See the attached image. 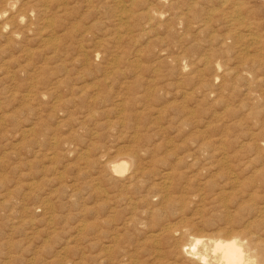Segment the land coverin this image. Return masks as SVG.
Segmentation results:
<instances>
[{
  "label": "rangeland",
  "instance_id": "374dc122",
  "mask_svg": "<svg viewBox=\"0 0 264 264\" xmlns=\"http://www.w3.org/2000/svg\"><path fill=\"white\" fill-rule=\"evenodd\" d=\"M6 1L8 0H1L0 5L3 6V9ZM254 4H260V7H264L263 0H254ZM254 4L251 3L250 7L254 8ZM18 5L19 3L17 4V8ZM84 11V9L83 12L79 10L77 14H82ZM220 12L219 10L216 14H220ZM217 21L218 20H215V24H213L212 28L208 31L210 33L207 32L206 34V36H209L217 32L215 34L216 37L213 35L212 37L210 36V41H206L207 39L204 40V42L206 41L204 43L206 45H204L203 40L200 39L199 41L201 42L194 44V48L190 47L192 50L194 49L190 61L195 62L197 59L196 57H200L201 54H203L204 57L212 56L213 62L219 61L215 63H219L220 68L218 74H221V77L223 75V77L215 78L209 63L205 64V66H202L203 62H201V64L198 63V66L193 63L194 68L192 69L191 65V67H188L184 72L175 71L174 65L170 63H168V66L164 64L162 65L163 68L158 67L159 73L157 72V77L161 79L154 82V87L157 86V91L155 90L153 92L155 94L152 97L147 96V100L150 101V103H144V106L149 104L150 107L148 106L146 109H144L145 107L142 104L134 106L131 104L133 99L135 97L137 98L138 93H141V88L146 84L145 81L154 79V75L156 74L152 72L156 68V64H152L154 63V59L151 60V57L153 58L154 56H151L152 53H149L150 51L145 48L144 43H142L141 47H144V50H148H146L147 56L143 54V57L139 60L138 66L134 69L133 66H129L127 56L131 59L136 49L141 48L138 43L133 42L128 44L121 42L118 43V45L111 42L109 44L106 43V46L103 45V47H100V50L98 49V44L91 41L92 38L101 37L102 35H111L113 37L114 30L111 32L107 31L108 34H102L101 31L96 30L93 26L91 28L92 30L89 29L90 32H87V29H85L86 33L84 34H87V38H84L83 43L77 45L74 41V44L72 43L71 46H69L68 37L62 47H57V45L52 44L51 46L42 41L44 36L36 34L42 30L41 25H38V27L36 26V30L33 29L34 31L32 33H35L34 36L30 33L26 35V39L23 38V41L22 38L16 40L14 45L6 44L2 35H0V264H108L107 261L103 260V252L101 249L103 245H107V238H105L106 231L115 223L114 219L119 215L116 217L113 216L115 212L113 211L115 210L114 207L112 211L109 209L112 205L118 204L113 202V199H111L112 197H109V195L107 196L105 190L108 188L105 186V183L101 181L103 170L102 164L97 157L100 152L106 153L103 159L112 160L117 157L120 151L123 153V151L132 150V148L134 149L135 147L133 151L138 152V154L141 152L139 156L145 158L144 167L146 170L157 172L161 167L169 165L170 168H173L171 169L173 170L172 197L177 201L176 204L172 205V210L168 213L167 218L169 221L175 225H184L186 222H196V232L216 233L220 227L229 228L228 230H230L231 224H222L221 217L225 214H229V217L236 215L238 208L241 209L242 206L247 204V199L245 198V202L240 205V202L244 200V197L242 198L243 200L240 199L241 192L239 189L235 191L229 188L225 191L227 196L226 201H222L221 196L219 194L217 195V193L220 192L221 188L224 186V174L226 173L224 168L217 165L208 171L201 166L200 162L191 164L186 156L190 155V153L197 154V152V156H205L206 153H204V150H196L197 145L205 140V142H211L214 147L222 146L223 148L224 146L225 149L238 148V145L245 141H250V139L252 141H256L257 139L259 143L261 140L264 141V117H262L264 116V82L261 81L263 85L258 82L261 79L260 77H264V74L262 76L264 63L251 64V62H247L250 56V59L255 58L257 49L261 44L258 47L257 45H252L250 38L248 36L245 37L244 31L242 30L243 36L240 42H237L238 44L233 42L234 39L230 40L226 38L224 40V35H227L228 32L226 29L222 30V27L218 25L220 22L218 23ZM86 25L85 28H90L89 24ZM258 29L264 31V24L259 26L257 30L256 28L252 30L253 32L256 30L258 34L263 35H260V40L263 41L264 34L261 32L262 30ZM44 30L46 31L44 32ZM44 30L42 33L40 32L42 35L48 32L47 28ZM85 30L82 29L78 31V34L76 33L77 39L81 38V35H83L82 32ZM117 34L125 36L124 32ZM218 36L219 39H223L216 40ZM88 37H91V40H88ZM211 41L216 44L217 47L214 44L212 47H209L212 44ZM86 42L88 43L86 44ZM93 44L96 49L93 47ZM7 45H9V49H7ZM86 45H90V47ZM96 45L98 47H96ZM110 45H112V47ZM157 45L160 47L159 44ZM197 45H199L200 48H198L199 46ZM228 46L229 49H227ZM246 46L248 47L246 48ZM249 46H253V48L250 49ZM218 47L220 50L217 49ZM254 47L256 48L254 49ZM208 48L211 51H209ZM20 49L26 50V55L23 52L22 54ZM87 49L89 53L85 55L84 53ZM12 50L14 52H12ZM90 50L92 51L91 54ZM19 51L21 54H19ZM252 51L253 54H255L253 58ZM243 53H245V55ZM129 54L131 56H129ZM230 54L232 56H230ZM238 54L239 56L235 57L237 60L234 59L233 56ZM240 54H243V56ZM15 55H17L16 58ZM115 56L118 59H116ZM120 56H123V58L125 57L124 65L116 64L115 62L117 60L121 61V59L124 60L123 58H119ZM232 58L234 60H232ZM239 59L240 61H244L240 62ZM43 61L47 64H45V67L48 69L45 74L63 77V75L67 74L66 71H69L70 76H78L77 85H83V88L88 87L90 89L96 87L95 83L101 84V81H106V92L104 91V93L100 89L101 92L99 91L98 96L102 97L108 93L112 95V100L114 99L112 102H115V99L122 95V97L129 98L131 101H127L124 111H121V109L117 107L115 110L110 111V113L107 112L106 115L102 114L104 107L97 104L94 108L97 114L89 121H84L81 116L83 113L87 112L88 108H93L91 103H86L85 109H83L84 106L82 107L79 105V102L75 105L66 104L65 107L64 105L56 104L55 108L57 107V111H52V105L48 107L49 104H52L51 101L46 103V100H44L43 102L46 104L43 103L44 105L35 108L37 109L35 110L36 115L35 113L31 114L25 109L24 101L22 100L24 87H21L23 90L20 88L21 85L26 83V75L22 73L13 75L12 72L20 70L21 66H23L22 68H24V70L30 72L32 69L31 67L41 65L44 63ZM5 62L7 63L5 64ZM1 64L5 66L3 67ZM9 64L10 66H8ZM141 64L145 66L142 68ZM150 66L152 67L150 68ZM233 66L236 68H233ZM58 67L59 69H57ZM141 68L150 71L146 72ZM200 68L201 71H199ZM159 69L161 71H159ZM224 69H226V71ZM240 69H242V71H247L241 72ZM166 70L169 73L166 72ZM191 70L192 72L197 71V74L193 73V77L191 75ZM258 70L261 71L258 72ZM171 71L173 72L170 73ZM176 72L178 74H176ZM185 74L188 75L186 76ZM104 76L107 78L105 79ZM112 77L115 78L113 81ZM233 77L234 79L232 80ZM246 77L247 80L244 79ZM255 77L256 80H254ZM94 79L99 81L94 82ZM243 80H246L245 82L247 83L243 82ZM261 80L264 81V79ZM124 83L132 88L125 90L123 88L125 87L123 85ZM241 83H243L242 85L247 89L241 87ZM162 84L165 87H162ZM73 86H75V84H73ZM134 86L136 89L135 91L133 90ZM179 90L185 94L182 96ZM251 90L256 94L251 92ZM257 90H259V92ZM64 94L66 93H60L61 96ZM68 96L69 95H66L64 98ZM258 97H261V99ZM17 98L19 99L17 100ZM159 99L163 102L159 101ZM78 106L80 108H78ZM109 106L111 105L107 104L105 110L108 109ZM46 107L47 109H45ZM151 109L152 111L150 112ZM62 110H64V112ZM125 110L128 111L125 112ZM155 110H157L159 115ZM183 110L185 114L182 113ZM153 111L156 114L152 113ZM39 113L41 114L39 115ZM130 113L132 114L130 115ZM138 115L140 116L137 117ZM154 116H159L160 118ZM153 117L155 119L152 120ZM154 120H157V122L155 123ZM32 121L38 123V125L35 126L36 131L34 134L24 133L23 129H26V126L32 123ZM144 121L146 122L144 123ZM135 124H137V126ZM72 129L77 132L74 136L72 133L73 131L71 132ZM138 129L140 131L137 133L136 130ZM20 130L22 131L20 132ZM132 131L135 132L133 133ZM137 136L140 138L138 139ZM141 136L144 139H141ZM247 136L250 138L248 139ZM64 137L67 139H65V144L60 143V145H58L55 143L56 139L59 140ZM134 139L136 140L135 142ZM217 139H222L224 143H219ZM130 140L132 142H130ZM263 144L264 142L260 143L262 148L260 152L261 156H264ZM253 156L257 157V155L254 154ZM180 158L181 160L179 161ZM259 159L262 158L259 157ZM232 160L234 161H232V164L235 168L238 171H243L241 177L251 175L252 166L249 168H244L242 165L238 166L237 164L241 163V161L239 157L235 155H232ZM94 184L99 188L96 192L93 191ZM134 187L136 190L139 186ZM110 190H112V188H109L107 191ZM100 194L103 195L101 196ZM111 195L113 194L111 193L110 196ZM151 201L155 204L159 200L156 196H153ZM112 202L114 204H112ZM99 214L103 218H101ZM103 219H106L108 222L103 224ZM95 226L99 228L100 232V234H97L99 240L96 238V246H94L95 243L92 244V242H94V235L92 233L93 230H91ZM102 227H104V229ZM140 236H145V233L141 231ZM145 247L148 248L147 245ZM139 256L141 264H155L153 260L143 256V250L139 252Z\"/></svg>",
  "mask_w": 264,
  "mask_h": 264
},
{
  "label": "bare ground",
  "instance_id": "6f19581e",
  "mask_svg": "<svg viewBox=\"0 0 264 264\" xmlns=\"http://www.w3.org/2000/svg\"><path fill=\"white\" fill-rule=\"evenodd\" d=\"M0 3H1V0H0ZM18 3L19 5L17 8ZM251 3L254 4V0H8L4 4V9L2 8L3 6L0 5V35H2V38H4L6 44L14 45V42L16 40L22 38V41H23L24 40L23 38L26 39V35L32 33L34 30L37 29L38 25H41L42 30H40L36 34L44 36L42 41L48 45L52 44V45H57V47H62L64 46V42H66L68 37H69V46H71V44L74 41H75L74 43H77V45L78 44L80 45L81 43H83L84 38H87L86 36L87 34H84L86 33L85 29H87V32H90V30H92L91 28L94 26V28L96 30L101 31L102 34L103 33L106 34L107 31H110V32L112 30L115 31L113 37L111 35L109 36L102 35L101 37L92 38V40H91V37L90 38L88 37V40H91L95 44H98L99 46L98 49L100 50H101L100 47H103V45H105L106 43L109 44L111 42L116 43V44L121 43V42L128 43V44L135 42L139 44V47H141L142 43H144L145 48L149 49L150 54L152 53L151 56H154L153 58L151 57V60L154 59V63L152 64L153 65L156 64V68L154 70L152 69L153 70L152 72L153 74L155 73L156 74L154 75L155 76L154 79H149L145 81L146 84L144 83L145 85L141 88L142 89V91H140L141 93H138L137 98L135 97L133 101L131 102L132 106L139 105V104H142L144 106V103L146 104L148 102L150 103V101L147 100V96L152 97L155 94L153 92L157 89L156 88L157 86L154 87V82L156 80L161 79L157 77L159 73L158 67L163 68L162 65L164 64L168 66V63H170L174 65L175 67L174 69H176L175 71L184 72L188 67H191V65H192L191 68L193 69L194 64L198 66V63L201 64V62H203L202 66H205V64L209 63L214 73L213 76L215 78L221 77L220 76L221 74L220 75L218 74L219 68H220L219 63H215L218 61L217 59H220V58H217V57H216L217 59L214 58L217 61L213 62L212 56L204 57V55L201 54L200 57H196L197 59L195 60V62L197 64L193 61H190L191 54L193 53V50H194V49L192 50L190 47L194 48V44L201 42L199 41L200 39L203 40V44L206 41H210L209 40L210 36L211 37L213 35L215 36V34L217 33L215 32L213 35L210 34L209 36H206L207 32L212 28V25L215 24V20H218L217 21L218 23L220 22L218 25L222 27V30L226 29V31L228 32L227 35H224V40L226 38L227 39L229 38L230 40L234 39L233 42L235 43H237L238 41L240 42V39L243 36V32H241L242 30L244 31L245 37L248 36L250 38L251 41L250 40L249 41L252 43V45L254 46L257 45L258 47L261 44L260 47L257 49L256 56L255 54H253V51H252V55H253L252 58L254 56L255 58L250 59L251 58L250 56L249 58L250 60L247 58L248 59L247 62L249 63L251 62V64L253 63L263 64L264 63V44H263L264 39L263 41L260 40L261 36L263 35L258 34L256 30L259 26H262V24H264V7L263 6L260 7V4H256V5L254 4L255 7L251 8L250 7ZM83 9L85 10L84 13L77 14L79 10L83 12ZM219 10L221 11L220 14H216V12H219ZM86 24H89L90 28H85L87 26ZM46 28L48 32L42 35L41 34L42 31ZM254 28H256V30L253 32L252 30ZM82 29H84L85 31L82 32L83 35H81V38L77 39L76 35L78 34V31H81ZM258 30H262V29H258ZM45 31L46 30H44V32ZM116 32L117 33L124 32L125 36L117 34ZM261 32L262 34H264L263 30ZM218 39H219V36L216 40ZM222 39H219V40H222ZM204 40L206 41L204 42ZM87 43L88 42H86V44ZM157 44H159L160 47H158ZM213 44L214 43H212L209 47H212ZM8 46L9 45H7L6 47ZM98 46L96 45V47ZM110 46L112 47V45ZM155 46H156V49H155ZM88 47H90V45ZM93 47L95 48L94 44H93ZM247 47L248 46H246V48ZM249 47L250 49L253 48V46H249ZM198 48H200V46ZM255 48L256 47H254V49ZM7 49H9V47ZM217 49H219V47ZM227 49H229V46ZM146 50H144V47L143 48L141 47V48L136 49L131 59H129L127 56V60H129L128 61L129 66H133L135 69V67H137L139 64V60L143 57V54L144 56H147ZM20 51L21 53L22 52L25 53L24 50L20 49ZM20 51H19V54H21ZM204 51H205V48H204ZM209 51L211 50L209 49ZM12 52L14 51L12 50ZM221 52H218V53H221ZM88 53H89V50L87 49L84 54L86 55ZM91 53L92 51L90 50V54ZM245 53L243 54L245 55ZM130 54L129 56H131ZM231 54L230 56H232ZM243 54L242 55L240 54V55L243 56ZM25 55H21V56H25ZM16 56L17 55H15V58ZM102 56H103V53H102ZM123 56L122 57L120 56L119 58H123ZM237 56H239V54L236 56L234 55L233 56L234 59H236L235 57ZM123 59L124 60L121 59V61L120 60L115 61L116 64L124 65L125 57ZM234 59L232 58V60ZM221 60H225V59H221ZM242 61L244 60H241L240 62ZM6 63L7 62H5V64ZM45 64L46 63L44 62L41 65H37V66L35 65V67H31L32 69L30 72H28L27 70H24V68H22L23 66L20 67L21 68L20 70H16L13 72L10 71L12 72L13 75L14 74L18 75L21 73L26 75V83L21 86L19 84L18 85L20 86V88L24 87L23 88L24 95L22 96L23 97L22 100L24 101L25 109L31 114H34L36 112L35 110L37 109L35 108H38V106L44 105L43 104L45 103L43 102L44 100H46V103L51 101L52 104H49L48 107H51L50 105H52L51 107L52 111L54 110L57 111L56 110L57 107L55 108L56 104L64 105L65 107L66 104L75 105L76 103L79 102V105L82 107L84 106L83 109H85L87 105L86 103H91V105H93V108L91 109L88 108L87 112L83 113L81 116L84 121L85 120L89 121L91 120V118L95 117L97 114V112L94 111L95 105L97 104H99L101 107H104V109L102 108L103 111L102 110H99V111H102L103 112L102 114L106 115L107 112L110 113V111L115 110V108L117 107H119L121 111H124L125 109L124 107L125 105H127V101L128 102L131 101L129 98H126L124 96L123 98L122 95L117 97L115 99L116 100L115 102H112L114 101V99L112 100V95H109L108 93H106L102 97L98 96L100 89L102 90V92H104L107 89L106 81L103 82L101 81V79H100L101 84L95 83L96 87H94L93 89H90L88 87L86 88L85 87L86 85L84 86L85 88L82 87L83 85H77L78 76L77 75L76 77H74L73 75L70 76L69 71H66L67 74L63 75V77H58L57 75L52 76V75L45 74L47 73V70H48L45 67ZM152 64H149V65H152ZM141 65H142V68L145 66V65L143 66V64ZM8 66H10V64ZM151 67L152 66H150V68ZM236 67L233 66V68H236ZM150 68H147V69H150ZM57 69H59V67ZM142 70L146 71L144 69ZM224 70L226 71V69ZM240 70L241 72L247 71V70L242 71V69ZM159 71L161 70L159 69ZM168 71L166 70V72ZM199 71H201V68L199 69ZM259 71L261 70H258V72ZM162 72H163V69H162ZM172 72L173 71H171L170 73ZM263 72L264 71H262V76L264 74ZM191 73L193 77V73L197 74V71L192 72L191 70ZM176 74L178 73L176 72ZM6 75L9 77L7 73ZM260 78L264 79V77H260ZM114 79L115 78H113L112 81ZM233 79L234 77L232 78V80ZM244 79L247 80V77ZM261 79L258 82L260 83L261 81L264 82ZM254 80H256V77L254 78ZM96 81H99V80H95L94 82ZM245 81L243 80V82ZM73 84H75V86H73ZM242 84L243 83H241V85ZM123 85L125 87L123 86L122 87L125 90H129L132 88V87L130 88V86H128L126 83H124ZM166 85H167V82H166ZM161 86L163 87L164 85L162 84ZM241 87H245V86L242 85ZM133 88H134L133 90L135 91L136 90L135 86ZM256 89H257V86H256ZM257 91L259 92V90ZM62 92L66 94L61 96L60 93ZM180 92L182 93V91ZM251 92H254V91L251 90ZM184 94L182 93V96ZM66 95H69V96L64 98ZM243 95H246V94H243ZM95 96L98 98H96ZM19 98H17V100ZM258 98L261 99V97H258ZM161 99H159V101H162ZM107 104L111 106H109L108 109L105 110V108H107L105 107ZM148 106L150 107L149 104L147 106H144L145 107L144 109H146ZM78 108L80 107L78 106ZM45 109H47V107ZM157 110H155L156 113H157ZM62 111L64 112V110ZM126 111L128 110H125V112ZM151 111L152 109L150 110V112ZM152 113H154V111ZM182 113H184V110ZM40 114L41 113H39V115ZM131 114L132 113H130V115ZM161 114H162V111H161ZM139 116L140 115H138L137 117ZM154 117L152 118V120L155 119ZM145 122L146 121H144V123ZM154 122L156 123L157 120H154ZM37 125H38L37 122L32 121V123L26 126L27 127L26 129H23V132L26 134H34V132L36 131L35 126ZM135 125L137 126V124ZM21 131L22 130H20V132ZM136 131L138 133V131L140 130L138 129ZM71 132L73 133V136L75 133H77L76 130H73V129L71 130ZM221 137H218V138H221ZM137 138L139 139L140 137L137 136ZM249 138L250 137H248V139ZM65 139H66L65 137L60 138L59 140L56 139L55 143H57L58 145H60V143L65 144L67 140ZM141 139H144V138L141 136ZM131 140L130 142H132ZM136 140L134 139V142ZM217 140H219V143L221 144L224 143L222 139H217ZM149 141H150V136H149ZM205 141L197 145V149H196L199 151L204 150L205 151L204 153H206L205 156L199 157L197 156L198 152L197 154L192 152L194 154L190 153V155L186 156V158L190 160L191 164H196L200 162L201 166L208 171H210L211 169H213V167L217 165H220L221 167L224 168V170L226 171V173L224 174V177H225L224 186L221 188V191L217 193V195L219 194L221 196L222 201L224 202L226 201L227 196H226L225 191L226 189H229V188L234 189L235 191L236 189L237 190L239 189V191L241 192L240 199L243 200L242 198L244 197V200L240 202V205H242L245 202V198L247 199V204L242 206L241 209L238 208L236 215L229 217V214H225L224 216L221 217L222 224H231L230 230H228L229 228L226 229L224 227H220L218 232L216 233L196 232L195 230L196 222H191V223L186 222L184 225H175L171 221H169V219L167 218L168 213L172 210V205L177 203L176 199L172 197V193H173L172 171L173 170L171 169L173 168H170L169 165L161 167V169L158 170L157 172H150L146 170L144 167L145 158L139 156L141 152L138 154V152L133 151L135 147L134 149L132 148V150L123 151V153L120 151L117 157L112 160L103 159L106 153L100 152L99 156L97 155V157L100 160V163L102 164L103 177L101 181L105 183V186L108 189L112 188V190L107 191L108 190L107 189L105 190V192H107V196L109 195V197H112L111 199H113V202L115 204H118L114 206L112 205V207L110 208L108 207V208L111 209L112 211V208L114 207L115 210L113 211L115 212L113 213V216L116 217L119 215L118 217L114 219L115 223H113L112 225L110 224L111 227H109L105 233V238H107L106 239L107 241L106 240L105 241L107 242V245L106 244L103 245L101 249V251L103 252V260L107 261L108 264H141V261L139 260V257H140L139 252L143 250V256L147 257L150 260H153L155 264H264V156L260 155V152L262 149L260 143L264 141L261 140V142L259 143L257 142L258 141L257 139L256 141L255 140L252 141L250 139V141H247V142L245 141L244 143H241L240 145H238V148H229V149H225L224 146L223 148L222 146L214 147L211 142H205ZM231 154L239 157V160L241 161V163L237 164L238 166L242 165L244 168H249L250 166L253 167L251 171V175H248L247 177H243V176L241 177L243 171H238L235 168V166L232 164L233 160H232ZM253 154L257 155V157L253 156ZM259 157H261L262 159H259ZM180 160L181 158L179 159V161ZM134 186H139V187L138 189L135 190ZM93 188H94L93 189L94 192H96L99 189L98 187H96L95 184L93 185ZM101 189H104V188H101ZM110 192L113 195L110 196L111 194ZM229 194H230V191H229ZM153 196H156V198L159 200L155 204L152 203L153 200L151 201V198ZM113 202L112 204H114ZM107 222L108 221L106 219L102 220L103 224ZM102 228L104 229V227ZM91 230H93L92 233L94 235L93 237L94 242H92V244L95 243L94 246H96L97 239H98L97 234L98 233L100 234L99 228L95 226ZM141 231L145 233V236L143 237L140 236ZM146 245L148 248L145 247Z\"/></svg>",
  "mask_w": 264,
  "mask_h": 264
}]
</instances>
